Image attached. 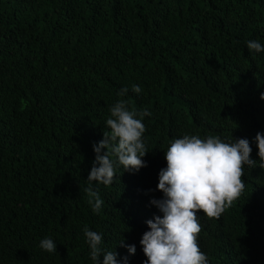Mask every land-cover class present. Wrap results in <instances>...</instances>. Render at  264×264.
Wrapping results in <instances>:
<instances>
[{
  "label": "trees",
  "instance_id": "16d2710c",
  "mask_svg": "<svg viewBox=\"0 0 264 264\" xmlns=\"http://www.w3.org/2000/svg\"><path fill=\"white\" fill-rule=\"evenodd\" d=\"M250 40L264 45V0H0V264H94L85 227L118 262L145 264L165 152L184 135L249 141L245 190L219 219L198 213V243L208 264H264V52ZM121 99L152 113L147 166L93 183L94 213L93 145Z\"/></svg>",
  "mask_w": 264,
  "mask_h": 264
},
{
  "label": "clouds",
  "instance_id": "9594fccd",
  "mask_svg": "<svg viewBox=\"0 0 264 264\" xmlns=\"http://www.w3.org/2000/svg\"><path fill=\"white\" fill-rule=\"evenodd\" d=\"M249 52H264V45L258 40L247 42ZM134 93H141L138 85L132 86ZM128 88H122L118 96H125ZM264 100V93L260 96ZM106 120L109 131H103V139L93 145L95 160L85 189L88 203L94 213H99L104 201L92 185L110 186L116 177L117 168L138 172L146 167L143 158L149 153L146 148L143 117L151 116L147 109L129 110L126 100L117 101L110 109ZM260 167L264 168V133H257ZM104 150V151H102ZM252 148L247 139L224 142L218 136L202 139L197 135H184L174 139L167 151V167L159 173L157 190L163 198L153 199L162 215L147 221L148 231L140 240L145 264H208V257L200 250L198 238L202 231L198 213L209 219H219L243 194L244 169L253 167L256 160L251 158ZM90 258L94 264H128L123 257L118 262V253L103 248L102 234L84 228ZM135 254V245L118 244ZM40 247L56 252V243L51 238L41 240Z\"/></svg>",
  "mask_w": 264,
  "mask_h": 264
}]
</instances>
